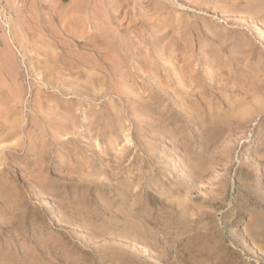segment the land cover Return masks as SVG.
Here are the masks:
<instances>
[{"label":"rangeland","instance_id":"obj_1","mask_svg":"<svg viewBox=\"0 0 264 264\" xmlns=\"http://www.w3.org/2000/svg\"><path fill=\"white\" fill-rule=\"evenodd\" d=\"M76 3L0 0V264H264V0Z\"/></svg>","mask_w":264,"mask_h":264},{"label":"bare ground","instance_id":"obj_2","mask_svg":"<svg viewBox=\"0 0 264 264\" xmlns=\"http://www.w3.org/2000/svg\"><path fill=\"white\" fill-rule=\"evenodd\" d=\"M51 1V0H50ZM65 1V0H64ZM75 1V3H76V0H74ZM81 1H83V0H81ZM87 1V0H86ZM192 1V0H191ZM55 2V1H54ZM57 2H58V0H57ZM56 3V2H55ZM54 3V4H55ZM60 3V2H59ZM83 3V2H82ZM104 3V2H103ZM198 3V2H197ZM73 4V3H72ZM190 4H192V3H190ZM56 5L57 4H55V7H56ZM76 5H77V3H76ZM76 5H74L75 7H76ZM78 5H80V3L78 2ZM169 5V4H168ZM37 6V5H36ZM40 6V5H39ZM38 7V6H37ZM41 7H43V6H41ZM48 7V6H47ZM46 7V8H47ZM54 7V6H53ZM58 7V6H57ZM70 7V6H69ZM74 7V8H75ZM78 7V6H77ZM94 7V6H93ZM108 7V6H107ZM38 8H40V7H38ZM161 8V7H160ZM164 8H167V7H164ZM163 8V9H164ZM44 9H45V7H44ZM71 9V12H72V10H73V8H70ZM109 9V8H108ZM78 10V12L80 11L79 9H77ZM167 10H168V8H167ZM76 11V10H75ZM96 11H97V9H96ZM109 11V10H108ZM165 11V10H164ZM69 12V11H68ZM74 12V11H73ZM99 12V10L97 11V13ZM59 13V12H58ZM94 13V12H93ZM92 13V14H93ZM101 13V11L99 12V14ZM73 14V13H72ZM76 14H77V12H76ZM171 14V13H170ZM41 15V14H40ZM94 15V14H93ZM113 15V14H112ZM50 16H52V14L50 15ZM60 16V15H59ZM66 16V15H65ZM69 16H71L70 15V13H69V15L68 16H66L67 18L69 17ZM105 16V15H104ZM166 16V15H165ZM57 17V16H56ZM65 17V18H66ZM35 18V17H34ZM119 18V17H118ZM54 19V18H53ZM61 19V18H60ZM68 19H70V18H68ZM171 19V18H170ZM90 20V19H89ZM61 22H62V20H60ZM64 23V22H63ZM115 23V22H114ZM52 24L53 23H51V27H52ZM95 24V23H94ZM116 24V23H115ZM54 25V24H53ZM56 25V24H55ZM63 25V24H62ZM65 25V24H64ZM168 25V24H167ZM90 26V25H89ZM117 26V25H116ZM122 26V25H121ZM46 29V28H45ZM169 29V28H168ZM170 29H171V27H170ZM71 30V29H70ZM99 30V29H98ZM48 32V31H47ZM51 33V32H50ZM105 33V32H104ZM7 34V33H6ZM102 35H103V33H102ZM3 36H5L4 35V33H3ZM96 37V36H95ZM2 38H4V37H2ZM14 38V37H13ZM98 38V37H97ZM14 40V39H13ZM104 40V39H103ZM113 40V39H112ZM5 41V43H6V40H4ZM56 41V40H55ZM81 41V40H80ZM95 41H96V39H95ZM114 42V41H113ZM4 43V44H5ZM116 43V42H115ZM94 44V43H93ZM70 45H71V42H70ZM103 45V44H102ZM101 45V46H102ZM106 45V44H105ZM13 46V45H12ZM72 46V45H71ZM90 46V45H89ZM9 47H10V45H9ZM95 47H98V46H95ZM110 47V46H109ZM121 47V46H120ZM6 48H8V47H6ZM99 48V47H98ZM91 49V48H90ZM5 50V49H4ZM14 50V49H13ZM125 50V49H124ZM8 51H9V48H8ZM7 51V52H8ZM11 52H12V49L10 50ZM111 51V50H110ZM122 51V50H121ZM2 52V51H1ZM64 52V51H63ZM102 52H105V49H104V51H102ZM111 52H114V51H111ZM110 52V53H111ZM172 52V51H171ZM10 53V52H9ZM73 53V52H72ZM94 54V53H93ZM99 54V53H98ZM113 54V53H112ZM80 55V54H79ZM88 55V54H87ZM91 55V54H90ZM129 55V54H128ZM60 56V55H59ZM84 56V55H83ZM101 56V55H100ZM110 56V55H109ZM75 57V56H74ZM87 57V56H86ZM7 58H8V56H7ZM9 58H10V55H9ZM83 59V58H82ZM112 59V58H111ZM114 59H116V58H114ZM120 59V58H119ZM1 60H2V57H1ZM12 60H14V58L12 59ZM84 60V59H83ZM89 60V59H88ZM91 60V59H90ZM94 60V59H93ZM122 60V59H121ZM3 62H4V60H2ZM55 61H56V59H55ZM105 61V60H104ZM109 61V60H108ZM5 62L7 63L8 61H7V59L5 60ZM89 62V61H88ZM87 62V63H88ZM116 62H117V60H116ZM0 64H1V62H0ZM8 64H10V62H8ZM13 64L15 65V63L13 62ZM14 65H13V70H14ZM94 65V64H93ZM115 65V64H114ZM9 66V65H8ZM17 66V65H16ZM9 67H12L11 66V64H10V66ZM86 67V66H85ZM106 67H107V65H106ZM89 68V67H88ZM101 68V67H100ZM11 69V68H10ZM2 70H4L3 68H2ZM55 71V70H54ZM107 71V70H106ZM106 71H104V72H106ZM110 71V70H109ZM3 72V71H2ZM7 73L6 74H8L9 72H8V69H7V71H6ZM76 72V71H75ZM103 72V73H104ZM102 73V74H103ZM16 74V73H15ZM105 74V73H104ZM8 76V75H7ZM15 76V75H14ZM80 76H81V74H80ZM1 77V76H0ZM9 78V77H8ZM7 78V79H8ZM15 78V77H14ZM19 78V77H18ZM17 78V79H18ZM12 81V80H11ZM18 81V80H17ZM107 81V80H106ZM1 82V81H0ZM13 82V81H12ZM50 82H52V81H50ZM17 83V82H16ZM1 84H2V82H1ZM48 84H49V82H48ZM51 84V83H50ZM52 84H53V82H52ZM54 84H55V82H54ZM93 86V85H92ZM52 87V86H51ZM94 87V86H93ZM107 87V86H106ZM7 88V87H6ZM12 88V87H11ZM57 88V87H56ZM86 88V87H85ZM119 88V87H118ZM4 89V88H3ZM61 89V88H60ZM92 90V89H91ZM108 90V89H107ZM120 90V89H119ZM2 91H4L5 92V90H2ZM11 91L13 92V90L11 89ZM58 91V90H57ZM62 92H64V91H62ZM17 93V92H16ZM68 93V92H67ZM70 93V92H69ZM102 93V92H101ZM106 93V92H105ZM110 93V92H109ZM108 93V94H109ZM6 94V93H5ZM65 94H66V92H65ZM71 94V93H70ZM79 95V94H78ZM83 95V94H82ZM91 95H93V94H91ZM104 95V94H103ZM102 95V96H103ZM106 95V94H105ZM86 96V95H85ZM89 96V95H88ZM94 97H95V95H93ZM101 97V96H100ZM16 98V97H15ZM98 98H99V96H98ZM2 103V102H1ZM5 105V104H4ZM200 105V104H199ZM17 107V106H16ZM9 109V108H8ZM233 110V109H232ZM32 111V110H31ZM13 113H14V110L12 111ZM34 115V114H33ZM36 116V115H35ZM70 116H71V114H70ZM38 117H39V115H38ZM1 120V119H0ZM25 124V123H24ZM23 124V125H24ZM4 125H5V123H4ZM29 125V124H28ZM27 128V127H26ZM17 130V129H16ZM12 131V130H11ZM10 135V134H9ZM223 152V151H222ZM10 160V159H9ZM242 169V168H241ZM32 172V171H31ZM193 175V174H192ZM190 177H191V175H190ZM194 178V177H193ZM199 178V177H198ZM197 179V178H196ZM195 179V180H196ZM25 181V180H24ZM191 183V182H190ZM189 184V183H188ZM194 184H196V182L194 183ZM23 185V184H22ZM25 186V185H24ZM195 186V185H194ZM227 189V188H226ZM29 191V190H28ZM27 192V191H26ZM169 193V192H168ZM38 194V193H37ZM225 194H227V193H225ZM26 195V194H25ZM171 195V194H170ZM247 195V194H246ZM224 198H225V195H224ZM92 199V198H91ZM222 200V199H221ZM62 200H60V202H61ZM31 203V202H30ZM125 204V203H124ZM128 204V203H127ZM181 204V203H180ZM59 205V204H58ZM221 206H222V204H221ZM225 206V205H224ZM137 207V206H136ZM219 207V206H218ZM17 208V207H16ZM59 208V207H58ZM121 208H122V206H121ZM223 208V207H222ZM27 209V208H26ZM124 209V208H123ZM132 210H134V209H132ZM246 210V209H245ZM41 211H42V209H41ZM12 212V211H11ZM133 212V211H132ZM255 212V211H254ZM203 213V212H202ZM106 214V213H105ZM215 214V213H214ZM200 215H201V213H200ZM258 215V214H257ZM47 216V215H46ZM119 216V215H118ZM180 216V215H179ZM204 216V215H203ZM112 217V216H111ZM192 217H193V215H192ZM191 217V218H192ZM196 217V216H195ZM201 217V216H200ZM46 218V217H45ZM122 218V217H121ZM193 219H195L194 217H193ZM192 219V220H193ZM235 219V218H234ZM146 220V219H145ZM196 220V219H195ZM204 221H205V219H203ZM98 221V220H97ZM144 221V220H143ZM109 222V221H108ZM239 222V221H238ZM196 223V222H195ZM217 223V222H216ZM196 224H198V223H196ZM75 226V225H74ZM64 228V227H63ZM1 229V228H0ZM65 229H66V227H65ZM222 230V229H221ZM263 230V229H262ZM195 231V230H194ZM198 231V230H197ZM261 231V230H260ZM251 232V231H250ZM212 233V232H211ZM115 233H113V235H114ZM197 234V233H196ZM251 234V233H250ZM258 234H260V233H258ZM110 235H112V234H110ZM187 235V234H186ZM234 235V234H233ZM93 236V235H92ZM98 237V236H97ZM107 238V237H106ZM214 238V237H213ZM225 239V238H224ZM257 239V238H256ZM213 241H214V239H212ZM253 241V240H252ZM124 242V241H123ZM218 242V241H217ZM176 244V243H175ZM219 245V244H218ZM260 247H261V245H260ZM263 249V248H262Z\"/></svg>","mask_w":264,"mask_h":264}]
</instances>
